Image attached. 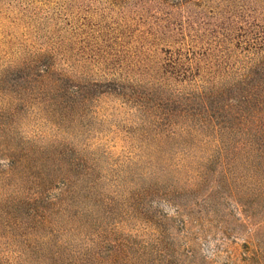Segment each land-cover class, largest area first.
<instances>
[{"label": "rangeland", "instance_id": "374dc122", "mask_svg": "<svg viewBox=\"0 0 264 264\" xmlns=\"http://www.w3.org/2000/svg\"><path fill=\"white\" fill-rule=\"evenodd\" d=\"M0 264H264V0H0Z\"/></svg>", "mask_w": 264, "mask_h": 264}, {"label": "trees", "instance_id": "16d2710c", "mask_svg": "<svg viewBox=\"0 0 264 264\" xmlns=\"http://www.w3.org/2000/svg\"><path fill=\"white\" fill-rule=\"evenodd\" d=\"M236 97L234 98V102L236 103V108L237 110L240 112L242 109L249 108V101H250V95L246 94L245 91L243 89H237L236 93H235ZM235 107V106H234ZM81 162L78 163L77 161H73V164L70 165V169L72 171H75V169H79L81 168Z\"/></svg>", "mask_w": 264, "mask_h": 264}]
</instances>
